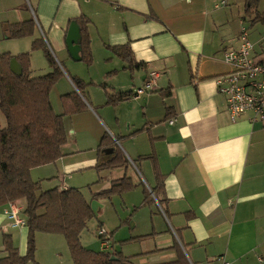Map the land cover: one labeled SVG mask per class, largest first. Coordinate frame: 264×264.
Returning a JSON list of instances; mask_svg holds the SVG:
<instances>
[{
	"label": "crops",
	"instance_id": "0c3cea01",
	"mask_svg": "<svg viewBox=\"0 0 264 264\" xmlns=\"http://www.w3.org/2000/svg\"><path fill=\"white\" fill-rule=\"evenodd\" d=\"M1 1L8 13L1 20L5 38L9 39L10 24L33 19L43 35L26 37L24 52L29 47L28 52H35L34 42L44 40L50 52L60 53L59 65L71 81L73 75L84 77L65 65L69 58L81 60L68 46L70 25H79L81 17L89 20L93 57L103 59L104 66L102 80L92 76L86 90L94 83L104 90L101 96L89 92L92 103L82 95L87 106L74 116L86 113L83 119L93 124V130L103 127L102 119L145 179L141 201L124 221L131 224L123 222L110 234L112 251L123 254L126 245H136L137 251L127 257L137 264H157L175 260L173 246L178 243L192 264H264V124L253 123L250 112L233 121L214 80L231 70L224 51L238 45L242 21H247L234 9L239 0H27L31 10L24 2L12 7L13 0ZM226 26L233 28L234 44L224 45L223 40H230L227 36L222 40L220 32ZM114 48L129 49L131 57ZM255 52L264 57V49L255 47ZM151 72L158 73L151 94L108 103L109 96L118 98L141 87ZM69 90L63 95L79 92L75 85ZM89 133L84 140L103 137ZM81 144L77 139V149ZM112 151L105 150L103 160ZM98 161L99 155L73 165L95 167ZM116 170L101 171L110 175L102 190L125 175ZM64 182L61 189L71 188ZM134 189L122 195L135 193ZM157 190L166 199L168 214L158 202ZM148 191L155 202L145 203ZM17 204L25 207L22 201ZM7 206L0 207V255L5 235L10 234L15 244L18 235L28 238L26 226L9 225ZM139 227L150 231L142 234ZM125 228L128 232L122 235ZM137 236L146 237L134 239Z\"/></svg>",
	"mask_w": 264,
	"mask_h": 264
},
{
	"label": "trees",
	"instance_id": "16d2710c",
	"mask_svg": "<svg viewBox=\"0 0 264 264\" xmlns=\"http://www.w3.org/2000/svg\"><path fill=\"white\" fill-rule=\"evenodd\" d=\"M260 1H246L245 19L250 17V22L254 24L264 22V10L258 9ZM78 22L81 28V60L90 67L94 57L88 28L89 20L81 17ZM35 27L36 23L33 19L10 24L8 37L34 36ZM43 41L36 40L33 48L45 49L46 57L54 67L50 73L43 75L34 73L31 68L30 52L17 56L10 53L0 54V112L6 118V125H2L0 120V207L23 200L25 202L23 213L28 227L27 253L21 254L12 236L7 234L4 237L5 255L0 256V264H28L35 259L37 232L64 235L74 264H137L122 252L102 249L95 251L83 244L82 232L87 227L88 221L97 213L93 211L91 202L79 188L55 187L43 191L41 183L32 178L34 168L54 163L64 156L63 148L68 142L64 116L77 114L86 108L82 95L84 96L86 86L89 85L78 77H71L81 94L73 91L63 95L65 114L57 113L51 102V91L64 71ZM113 51L118 54L124 52L125 58L131 57V51L127 48L125 50L114 48ZM13 58H16L22 66V75H17L11 70ZM132 94L133 91L118 98L109 96L108 103L132 98ZM117 140L108 132L103 135L98 146L99 161L95 166L98 171L133 167L132 161ZM109 148L113 149L112 154L103 160L102 155ZM134 163L137 164L136 161ZM159 182L163 186V180ZM135 186L131 176L125 174L122 178L113 180L109 188L95 193V199L122 195ZM155 195L167 213L166 199L158 190ZM149 201L156 200L148 191L145 203ZM173 248L177 250V258L157 264H192L183 246L176 243Z\"/></svg>",
	"mask_w": 264,
	"mask_h": 264
},
{
	"label": "rangeland",
	"instance_id": "374dc122",
	"mask_svg": "<svg viewBox=\"0 0 264 264\" xmlns=\"http://www.w3.org/2000/svg\"><path fill=\"white\" fill-rule=\"evenodd\" d=\"M3 1L0 2V54L4 53H10L11 55L17 56L22 53H26L30 51V47L27 48V51L24 52L27 46H26V37L22 38H5L3 34V30L1 28V20H3V17L5 15H8L5 11H3ZM23 2L29 7L27 0H13L11 2L12 7L17 6L19 3L23 4ZM234 9L239 12L242 16L246 15L245 12V6H246V0H239L238 4H235ZM232 7V6H231ZM260 9L264 10V0H262L260 4ZM258 7V8H259ZM31 10V9H30ZM31 12V11H30ZM13 11L9 12V15L12 14ZM14 15V14H13ZM33 16V15H32ZM244 21V19H243ZM245 24V23H244ZM37 31L34 36L38 37L39 34L43 35L41 32L40 27L36 23ZM243 25V24H242ZM249 29V37L251 38L252 42L255 43L256 50L264 49V47H260V42L263 41L264 45V22H258V23H252L250 22V17H248L246 24ZM242 28V27H241ZM232 26L228 27L226 26L224 29H222V40L225 36L228 38L233 35ZM241 31V30H240ZM38 33V35H37ZM240 34V32H239ZM33 36V37H34ZM239 36V35H238ZM32 37V36H29ZM239 39V37L237 38ZM236 41V40H235ZM224 45H231L235 42L230 38V40L226 41L223 40ZM236 45V44H235ZM240 45V41L238 40V45L235 47H238ZM232 46V45H231ZM230 46V47H231ZM10 47L12 50L15 51L16 48H18L19 52H8V48ZM43 49H35V52H30L32 56L31 65L36 74L43 75L50 71L54 70V67L50 65L49 60L46 57L45 52L42 51ZM23 51V52H22ZM52 55L56 59L57 63L60 64L61 55L59 52H56L52 50ZM258 53V52H256ZM260 55V53H258ZM69 64H65L68 71H75L74 73H78V75H83V79L86 82H91V77L94 76V80H102V73H103V66H104V60L94 58L95 65L91 67H88L87 64L83 61H76L74 59L69 58L67 60ZM77 70H72V68ZM80 69V71L78 70ZM63 70V69H62ZM72 77H75L74 75ZM74 84L73 82L66 76L65 73L61 75L54 85V90L51 91V101L53 104V107L55 111L59 114H64L65 109L62 102V95L68 91L69 89H73ZM89 90L84 91V95L88 99L90 103V96L89 92H97L98 95H102V90H104L102 87L97 86L95 83L93 85H90ZM84 96V97H85ZM65 123L66 128L68 129V145L66 146V149L63 151L64 153V159H59L58 161L54 163H50L47 165L39 166L33 169L32 171V178L35 181H39L41 184V188L43 191L49 190L55 187H62L63 182L68 185L69 187L73 188H79L87 200H89L91 203H93L94 200L99 201L103 207L98 209V212L96 216L88 221L87 227L82 232V242L83 244L95 251H101V238L99 235V230L101 227H103L109 234L115 233L120 227V225L123 224L124 221L130 220L134 208L138 206V202L141 201L142 194H143V183L142 180L145 182V179L143 176L141 177V174L138 172V170L134 167H130L129 169H117V172H122L123 174H127L129 176H132L134 180L136 181V188L135 193L131 194H124V195H115L111 198H99L95 199V193L102 190V188L106 187L108 185L110 175L109 174H102L101 171H98L95 167L92 166H79L75 168V165H73L76 162L80 161H87L92 158L97 157L98 155V146L100 143V139H98V136L94 139H83V136L86 134V132H90L89 134H102L104 135L106 132L111 134V130L105 122L100 119V122L103 127H99L96 130H93V124L89 120L83 119L84 117H87L86 113L85 115H71V114H65ZM0 120L2 122V125H6V118L5 116L0 112ZM260 124H263L260 122ZM71 127L74 130V135L71 133ZM86 128H92L84 129ZM79 139L82 141V144L79 149H77L76 140ZM69 167H66V166ZM115 170V169H111ZM105 177V178H104ZM102 178V179H101ZM101 179V180H100ZM100 180V181H99ZM22 203L25 204V202L22 200ZM125 223V222H124ZM125 224H131V223H125ZM128 227V226H127ZM140 233H147L150 230H146L144 227H139ZM28 232V227L25 230ZM128 232V229L125 228L123 231H121V234L124 235ZM140 236L135 237L134 239L138 238ZM18 239L16 242V246L20 248L21 245H23V255L27 253L28 250V238L22 237L18 235ZM136 245H126L124 247L125 253H123L125 256L127 255H134L135 253L134 248ZM5 253H2L0 256L3 257ZM137 263V262H136ZM28 264H74V261L71 256V252L68 246V243L66 241V238L62 234H56V233H49V232H37L36 234V252H35V259L31 260Z\"/></svg>",
	"mask_w": 264,
	"mask_h": 264
},
{
	"label": "built area",
	"instance_id": "2783aa9c",
	"mask_svg": "<svg viewBox=\"0 0 264 264\" xmlns=\"http://www.w3.org/2000/svg\"><path fill=\"white\" fill-rule=\"evenodd\" d=\"M226 1H222L225 4ZM242 21L239 34L240 45L224 51V61L231 70L218 75L214 80L218 91L225 95L231 119L238 121L246 113H252L253 123L264 124V57L258 56L249 37V29ZM157 72H151L149 79L141 87L133 90L132 98L138 99L151 94L157 88ZM171 123L174 120L170 121ZM24 208L16 201L10 202L5 210L10 226H26L23 217ZM101 249L112 250L111 235L105 230L99 231ZM228 264V263H225Z\"/></svg>",
	"mask_w": 264,
	"mask_h": 264
},
{
	"label": "water",
	"instance_id": "95a60500",
	"mask_svg": "<svg viewBox=\"0 0 264 264\" xmlns=\"http://www.w3.org/2000/svg\"><path fill=\"white\" fill-rule=\"evenodd\" d=\"M80 40H81V28L79 27L77 22H72V24L70 25L69 32H68L67 42L71 50V54L73 55L74 58L78 60L81 59L79 55L80 50H81ZM11 70L17 75H22L23 73V68L16 58H13L11 61ZM91 204H92L93 211L96 213L98 212L99 206L101 207L102 205L97 200H94L93 203Z\"/></svg>",
	"mask_w": 264,
	"mask_h": 264
}]
</instances>
